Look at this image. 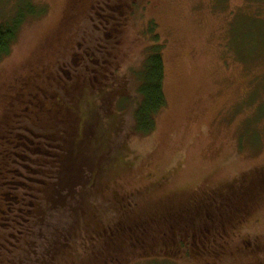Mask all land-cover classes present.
I'll list each match as a JSON object with an SVG mask.
<instances>
[{
	"label": "rangeland",
	"instance_id": "obj_1",
	"mask_svg": "<svg viewBox=\"0 0 264 264\" xmlns=\"http://www.w3.org/2000/svg\"><path fill=\"white\" fill-rule=\"evenodd\" d=\"M100 1L89 16L78 0L68 16L70 0H0V24L16 26L7 53H0V148L14 149L20 139L33 149L29 160L12 152L19 176L3 191L19 194L24 184L46 183L48 160L38 169L30 159L40 154L36 148L50 156L54 150L53 140L47 143L54 135L39 128L40 120L45 124L41 111L46 99L50 104L66 97L68 87L79 90L76 69L84 78L93 71L96 85L86 80L91 95L101 89L105 104L122 114V128L113 136L120 163L90 205L106 224L120 219L116 208L123 203L140 209L147 202L182 199L264 169V0H148L132 5L126 18L124 10L108 7L110 0ZM157 46L165 104L153 130L142 135L132 113L140 102L144 62ZM22 167L29 173L23 176ZM251 193L247 216L215 235L207 256L194 258L187 247L169 258L166 248L156 247L148 257L126 251L119 264H264V189ZM116 195L123 203H114ZM10 232L16 239L18 232Z\"/></svg>",
	"mask_w": 264,
	"mask_h": 264
},
{
	"label": "trees",
	"instance_id": "obj_2",
	"mask_svg": "<svg viewBox=\"0 0 264 264\" xmlns=\"http://www.w3.org/2000/svg\"><path fill=\"white\" fill-rule=\"evenodd\" d=\"M110 1L108 7L124 10L126 18L129 8L148 0ZM77 2L70 0L68 16H72L70 14L73 8H77ZM79 3L78 7L89 15L96 13L102 2L79 0ZM124 18L119 22L121 26ZM15 32L16 26L0 24V53H7ZM153 40L157 37L154 36ZM160 48H151L153 51L144 62L137 90L140 102L132 113L134 129L142 135L153 130L154 116L165 104ZM76 70L80 72L78 91L73 90L74 86L68 87L66 97L56 96L49 100L50 104L46 99L41 116L45 117L48 125L42 123L39 115H34L41 122L40 130L48 132V136L54 135L47 141L48 144L52 140L54 142L51 156L36 148L40 154L30 158L38 169L44 168L45 158L48 160L42 173L46 183L24 184L19 194L3 191L5 188L9 190L12 178L19 176L14 165L18 156L14 153L17 151L29 160L33 149L20 144V139L15 141L14 149L0 148V264H119L121 260H127L125 256L129 253L126 251L134 250L132 255L135 257H148L155 254L156 247L158 251L166 248L163 254L169 258L182 256V250L187 247H190L188 254H194V258L207 256L206 250L210 249L215 235L247 216L249 209L246 204L255 198L252 190L264 189V169L247 173L215 190H197L182 199L144 201L147 205L140 209L125 207L127 203L116 195L114 203L120 202L125 206L116 208V216L121 214L120 219L118 215L114 222L106 224L102 217L95 215L90 205L95 204L96 194L105 187V181L120 163L117 159L121 151L119 148L116 150L113 136L122 128V114L118 116L113 112L111 103L105 104L101 89L91 95L86 80L96 85L93 71H88L84 78L81 77L82 70ZM101 85L107 88L110 84ZM108 94L114 98V92ZM101 101L106 109L104 115L99 111ZM96 111L102 118L94 115ZM112 114L114 116L109 117ZM22 139L26 141L25 137ZM12 158L14 161H10ZM22 168L23 176L25 172L29 173ZM14 229L18 235L14 234L16 239L13 240L10 230ZM7 241L13 242L11 248L6 247Z\"/></svg>",
	"mask_w": 264,
	"mask_h": 264
},
{
	"label": "flooded vegetation",
	"instance_id": "obj_3",
	"mask_svg": "<svg viewBox=\"0 0 264 264\" xmlns=\"http://www.w3.org/2000/svg\"><path fill=\"white\" fill-rule=\"evenodd\" d=\"M86 57L88 58V53L86 54Z\"/></svg>",
	"mask_w": 264,
	"mask_h": 264
}]
</instances>
